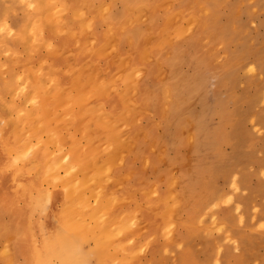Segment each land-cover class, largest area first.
I'll use <instances>...</instances> for the list:
<instances>
[{
    "label": "bare ground",
    "instance_id": "bare-ground-1",
    "mask_svg": "<svg viewBox=\"0 0 264 264\" xmlns=\"http://www.w3.org/2000/svg\"><path fill=\"white\" fill-rule=\"evenodd\" d=\"M53 1L31 5L51 16L36 13L27 26L33 30L30 49L46 47L51 61L43 55L34 63L18 61L22 72L6 64L8 77L0 78V208L15 244L14 256L5 247L8 237H0L2 264H159V257L180 245L174 227L190 237L201 221L192 208L179 216L183 191L157 166L167 156L162 141L169 145L184 131L163 126L148 138L150 150L135 153L140 163H152L136 176L138 192L137 186L120 191L111 179L125 176L126 152L145 133L140 116L158 106L165 114L168 87L185 80L176 72L185 50H176L169 37L184 43L187 30L179 15L168 16L166 0H118L116 12L110 10L115 0H87V16L73 14L82 17L79 27L66 25L64 5ZM204 16L213 14L205 10ZM41 29H47L44 36ZM18 33L22 39L24 32ZM67 45L74 47L72 61ZM148 99L158 106L148 108ZM149 172L157 180L165 177L161 189L146 180ZM138 196H146L145 202ZM147 246L151 251L141 260L137 254Z\"/></svg>",
    "mask_w": 264,
    "mask_h": 264
},
{
    "label": "rangeland",
    "instance_id": "rangeland-1",
    "mask_svg": "<svg viewBox=\"0 0 264 264\" xmlns=\"http://www.w3.org/2000/svg\"><path fill=\"white\" fill-rule=\"evenodd\" d=\"M12 1L0 0V32L2 28H9L0 35V46H3L0 70L6 71L5 74L0 71V78L4 80L9 73L6 64L12 65L14 72H22L18 61L38 62L40 55L51 61L46 47L40 52L30 49L34 43L33 30L30 29L31 34L27 30L36 13L41 17L51 16V12L46 14L47 10L36 9L37 3L49 6L53 0H29L28 4L25 2L28 0H15L14 4ZM59 1L53 2L64 5L61 16L68 19L66 25L79 27L82 17L73 14L83 12L87 16L89 2ZM192 1H165L168 16L179 15L187 30L184 43L169 37V43L176 50H185L184 56L179 58L178 55L180 66L176 71L183 74L185 80L177 87H168L167 102L161 106L165 114L160 115L158 102L147 100L148 108L154 103L157 111L140 116L138 125L145 133L137 146L126 152L121 171L125 176L111 181L120 191L137 186L135 192H138L140 179L136 176L152 163H140L135 153L150 150L147 140L154 131L159 135L163 126L180 127L184 132L171 144L162 141L167 147V156L163 153L157 166L161 172L172 175L175 190L183 191L180 205L176 206L179 216L192 208L198 211L201 221L190 237L184 229L174 227L180 245L157 256L159 264H264V0H198L194 6ZM31 5L36 8L32 6L30 10ZM119 6L121 2L115 0L110 10ZM205 10L213 14L212 18L204 16ZM187 23L192 24L191 29ZM41 30L44 36L47 29ZM20 31L24 32V38L18 40ZM70 45L67 48L71 51L66 49V53L72 61L74 47ZM169 61L171 66L173 61ZM153 125L156 128H151ZM176 143L178 146H174ZM158 146L160 150L163 148L162 144ZM164 178L157 180L155 174L149 172L146 180L157 182L156 186L161 189ZM208 195L211 197L206 200ZM146 196L138 197L145 202ZM148 209L153 210L150 206ZM0 219V237H8L5 247L7 245L9 253H13L14 232L2 208ZM147 250L151 251V247H142L137 257L141 259ZM2 261L0 259V264Z\"/></svg>",
    "mask_w": 264,
    "mask_h": 264
},
{
    "label": "crops",
    "instance_id": "crops-1",
    "mask_svg": "<svg viewBox=\"0 0 264 264\" xmlns=\"http://www.w3.org/2000/svg\"><path fill=\"white\" fill-rule=\"evenodd\" d=\"M119 8H121V6H119ZM119 8L117 7L116 9H113L112 12H116V10H118ZM99 28L101 30H104L105 29V23H101ZM154 127H156V126L154 125ZM154 135H158V134L154 131ZM149 176H151V175H149Z\"/></svg>",
    "mask_w": 264,
    "mask_h": 264
}]
</instances>
